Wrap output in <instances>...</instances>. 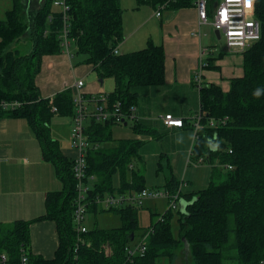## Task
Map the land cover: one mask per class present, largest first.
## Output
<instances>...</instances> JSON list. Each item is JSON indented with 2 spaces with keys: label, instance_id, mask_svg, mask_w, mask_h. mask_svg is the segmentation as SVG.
Listing matches in <instances>:
<instances>
[{
  "label": "trees",
  "instance_id": "1",
  "mask_svg": "<svg viewBox=\"0 0 264 264\" xmlns=\"http://www.w3.org/2000/svg\"><path fill=\"white\" fill-rule=\"evenodd\" d=\"M217 1L208 0L209 14ZM9 2L10 8L0 18V99L21 104L12 109L0 107V118L25 119L38 140L43 160L53 165L62 184L60 190L45 193L43 214L28 220L0 222V251L8 255L9 263L21 264L20 256L24 252L27 264H156L159 257L171 261L178 251L185 249L191 264H225L227 259L232 264L263 261L264 0H253L261 35L242 52V76L232 78L227 90L208 82L198 88L197 112L201 119L189 159L191 163L207 160L219 166H211L206 187L182 194L181 198L193 201L177 210V236L171 224L174 213L166 209L161 214L163 220L151 218L147 229L151 228L152 232L148 235L146 252L132 260L128 259L125 247L138 237L135 231L139 228V206L106 209L95 200L115 191L136 192L146 188L144 174L132 164L143 141L136 137L114 138L116 124L112 121L88 122L87 138L99 147L89 149L86 155L87 177H93L87 191L91 198L87 213L96 217L100 212H113L119 217L120 225L103 228L94 221L86 232L78 234L73 222L74 156L64 152L50 128L53 114L74 115L72 91L65 88L54 93L51 102L50 97H42L37 84L46 58L61 53L63 15L53 0H42L35 8L28 7L24 0ZM66 2L68 36L73 39L76 54L83 56V64L99 78L111 77L114 81L113 90L107 92L110 102L121 100L128 109L136 106L140 89L165 82V50L161 44L148 40L141 49L113 53L124 39L120 0ZM164 3L171 9L194 6L193 0H135V8L147 5L155 9ZM27 31L31 50L21 53L16 48L10 49L9 45ZM214 60L215 57L208 58L206 67L216 69ZM257 90L259 95L255 94ZM52 105L56 112L51 111ZM223 117L228 118L224 124L209 126L210 118ZM128 124L134 134L155 133L140 118L135 117ZM110 141H114L111 146H103ZM115 175L118 185L114 183ZM179 183L170 175L164 186L174 190ZM41 220L55 223L58 245L52 258L35 254L30 247V225Z\"/></svg>",
  "mask_w": 264,
  "mask_h": 264
},
{
  "label": "crops",
  "instance_id": "2",
  "mask_svg": "<svg viewBox=\"0 0 264 264\" xmlns=\"http://www.w3.org/2000/svg\"><path fill=\"white\" fill-rule=\"evenodd\" d=\"M41 2L42 0H24L28 7L34 8L40 6ZM124 2L126 4V8H122L124 39L118 46L119 53L141 49L148 40L161 44L165 50V82L140 89L138 98L142 91L150 97L158 95L162 97L163 94L171 93L174 94L173 99L176 103H179L174 106H159L158 109H153L155 113L151 115L152 102L149 101L147 104V110L144 104L138 103L137 99L136 114L155 132L144 133L148 135L147 139L159 140V150L155 153L166 157L167 163L168 161L183 163L185 158L187 164L194 141L193 115L199 109L198 89L194 85L195 74L198 71V52L201 47L213 46H203L201 43V28L204 25L198 28L199 33H197V11L194 6L178 9L165 7L160 10L159 15H156V8L147 5L135 8V2L132 0H124ZM195 31L196 35L193 34ZM215 31L214 29V34ZM216 38L222 37L216 36ZM220 54L221 56L217 58ZM210 57H215L214 65L217 68L210 70L207 67L203 68L202 82L214 83L227 90L232 78L242 76L241 52L226 50L208 58ZM50 58L52 59L53 56L46 58L45 62ZM66 58L62 53L61 61L64 62ZM84 90L87 95L102 93L92 82L90 86L85 83ZM167 100H170V96ZM146 110L148 112L144 113ZM166 114L186 119L187 122L183 123L182 127H167L162 120ZM117 130L123 135L126 133L122 128ZM135 135L129 136L127 132L125 138L136 137ZM166 138L169 140L168 143H165ZM37 141L25 119L0 118V222L28 220L43 214L45 193L60 190L62 187L61 181L55 175L53 165L43 160ZM148 147H150L149 143ZM63 150L72 155V150L69 148ZM187 184L183 186L186 188L185 193L197 189L193 182L187 181ZM30 238L33 253L40 254L44 258L53 257L58 245L54 222L50 220L33 222L30 225Z\"/></svg>",
  "mask_w": 264,
  "mask_h": 264
},
{
  "label": "built area",
  "instance_id": "3",
  "mask_svg": "<svg viewBox=\"0 0 264 264\" xmlns=\"http://www.w3.org/2000/svg\"><path fill=\"white\" fill-rule=\"evenodd\" d=\"M53 5L58 7L63 15V28L60 33L61 53L66 55L70 62L73 58V53L70 50L73 39L68 36L67 12L69 10V5L66 0H53ZM193 5L197 11V30L202 25H211L215 30L220 32L228 52L242 53L254 42L259 40L261 27L259 20L254 15L253 0H218L211 14H209L207 10L208 0H193ZM165 7H167L166 3L156 8L157 11L155 14L159 15L160 10ZM197 33H199V30ZM193 34L196 35V31L193 32ZM118 46L114 48V54H119ZM214 54L215 47L199 48L198 71L194 78V84L197 89L203 83L201 80V70L206 68L208 57ZM84 85L83 78H73L72 84L67 87L72 91V104L74 107V115L71 117L72 122L69 129V140L73 152L75 151L72 167L75 180L73 222L78 234L88 230V226L84 224V221L87 214V206L91 202V198L88 197L87 191L91 188V180L93 177H87L86 155L89 149H97L99 147L98 143H91L87 138L85 129L88 122L90 120H94L95 122L112 121L115 124H122L123 121L130 122L133 118H138L136 114L137 107L135 105L126 109L121 100L112 103L109 101L107 92L89 96L85 93ZM52 96H50L51 102ZM20 104L21 103L16 100L8 101L0 99V107L3 109L16 108ZM51 111L56 112L57 108L52 105ZM200 119V113L196 112L193 115L192 122L194 139L196 138V130L199 127ZM227 119V117L219 119L210 118L209 126L214 127L218 123L224 124ZM162 120L163 124L167 127L183 126L182 119L176 118L172 114L164 115ZM193 163L195 167L201 164L200 160ZM187 164H191L189 157ZM224 167L232 169V166L228 164H224ZM183 186V183H179L178 187L174 190H169L167 188L163 190L143 188L136 192H117L116 194H106L100 198H96L95 201L98 205L108 209L123 205L140 206L145 199L153 200L167 198L169 203L168 209L172 211L178 207L177 202L182 199ZM159 219L163 220V217L160 216ZM150 232H152L151 228L146 229L145 232L138 235L134 241L125 247L128 259L132 260L134 257H141L145 254L147 239ZM20 259L21 264H27V256L24 252H22ZM0 264H10L8 255L3 251H0ZM259 264H264V260L259 262Z\"/></svg>",
  "mask_w": 264,
  "mask_h": 264
},
{
  "label": "rangeland",
  "instance_id": "4",
  "mask_svg": "<svg viewBox=\"0 0 264 264\" xmlns=\"http://www.w3.org/2000/svg\"><path fill=\"white\" fill-rule=\"evenodd\" d=\"M10 0H0V18L2 17L5 10L10 8ZM135 2L134 0H132ZM121 8H126V4L124 0L120 3ZM55 8V7H53ZM201 43L203 46L212 45L215 47V53L217 52H226L225 44L223 38L217 39L214 34V29L211 25H204L201 28ZM29 33L28 31L25 32V35L20 37L17 41L12 42L9 45V48L18 49L21 53H28L31 50V42L28 40ZM71 52L73 53V58L71 59L70 63L68 59L61 61L62 53L58 55H54L53 58L48 59L46 62L43 63L42 68L37 76V84L40 88V94L42 97H50L54 93L69 87L73 82V76L76 78H83L84 82L87 86L91 85V82L94 83L97 88H99V92L106 93L113 89L114 82L111 77L99 78L97 73L93 70H90L85 64H83V56L76 54V48L72 44L70 47ZM127 53V52H126ZM210 70V69H208ZM100 79H102L100 81ZM146 92H141L138 103L144 104L147 107L149 101L152 102L153 106H150L151 115L155 113L153 109H158L159 106L169 105L174 106L178 105L176 100L173 99L174 94H163L158 95L156 97H150L146 95ZM170 96V100L168 101L167 98ZM184 98V96H183ZM149 107V108H150ZM148 110V109H147ZM144 111L147 113L148 111ZM137 113V111H136ZM156 116V115H155ZM71 117L69 116H60L58 114H53L50 120V128H51V135L53 138L59 141L60 147L64 148H71V143L68 136V131L71 127ZM27 123V122H26ZM130 123V122H129ZM122 128L128 132L129 136H134L130 125L124 124H116L113 126V135L114 138H125L126 133H121L117 129ZM32 131V130H31ZM33 133V132H32ZM136 138L143 141L141 147L138 150V155L132 158V164L138 167L141 172L144 174L145 177V184L146 188L151 189H159L163 190L166 187L164 186L166 183L167 178L172 175L175 178L178 177V181L183 183L184 185L187 184V181L193 182L197 189H201L207 186L210 176V168L211 166H219L217 162L210 164L207 160L195 167L194 163L186 164L185 158L183 163H171L170 161L166 160V157L161 158V154L158 155L157 150H159V140H148V135L146 134H136ZM194 137V135H193ZM165 143H168V138H166ZM114 141H110L108 143L103 144V146H111ZM148 143L149 146L148 147ZM175 143V141H174ZM38 150L41 153L40 145L37 141ZM154 150V152H153ZM75 152V151H74ZM72 150L73 156L75 155ZM156 155H158L156 157ZM187 155V154H186ZM158 163L161 164V167L158 166ZM184 180V182H181ZM187 180V181H186ZM118 176H114V183L118 185ZM157 187V188H156ZM185 187V186H184ZM183 187V188H184ZM182 192L185 193L186 188L183 189ZM115 194L117 191L114 192ZM183 199V198H182ZM182 200L177 202L178 207L171 212L174 213L171 224H172V231L175 236H177V229L178 224L176 222V215L177 210L180 207V203ZM167 198H158V199H145L142 201V205L138 207L137 214H138V221H139V228L136 229L135 234L139 235L143 233L148 226L150 225L152 220H157L161 214L168 209L169 203ZM168 205V206H167ZM151 209V210H150ZM157 214H152L154 212ZM151 214V217H150ZM152 218V220H151ZM96 221V225L98 227H116L120 225L119 217L114 214L113 212H100L94 217L92 213H87L85 216L84 224L88 227L93 225V222ZM186 250V249H185ZM178 251L174 258L170 261L167 257H159L156 264H191V257L186 250ZM225 264H232V260L227 259Z\"/></svg>",
  "mask_w": 264,
  "mask_h": 264
},
{
  "label": "water",
  "instance_id": "5",
  "mask_svg": "<svg viewBox=\"0 0 264 264\" xmlns=\"http://www.w3.org/2000/svg\"><path fill=\"white\" fill-rule=\"evenodd\" d=\"M215 35L218 37V38H221V35H220V32L218 30L215 31ZM102 79H100L101 81ZM123 124L124 125H127V121H123ZM181 203H180V209H183L188 203H192L193 200H190V201H187L186 199H181Z\"/></svg>",
  "mask_w": 264,
  "mask_h": 264
},
{
  "label": "clouds",
  "instance_id": "6",
  "mask_svg": "<svg viewBox=\"0 0 264 264\" xmlns=\"http://www.w3.org/2000/svg\"><path fill=\"white\" fill-rule=\"evenodd\" d=\"M256 95H259L260 93H259V90H257V92L255 93Z\"/></svg>",
  "mask_w": 264,
  "mask_h": 264
},
{
  "label": "bare ground",
  "instance_id": "7",
  "mask_svg": "<svg viewBox=\"0 0 264 264\" xmlns=\"http://www.w3.org/2000/svg\"><path fill=\"white\" fill-rule=\"evenodd\" d=\"M123 124V123H122ZM120 125V124H119ZM136 133V132H135ZM208 179V178H207ZM188 185V184H187ZM157 188V187H156ZM168 204V203H167ZM168 206V205H167ZM151 210V209H150ZM164 216V215H163ZM135 240V239H134Z\"/></svg>",
  "mask_w": 264,
  "mask_h": 264
},
{
  "label": "snow or ice",
  "instance_id": "8",
  "mask_svg": "<svg viewBox=\"0 0 264 264\" xmlns=\"http://www.w3.org/2000/svg\"><path fill=\"white\" fill-rule=\"evenodd\" d=\"M226 18V17H225Z\"/></svg>",
  "mask_w": 264,
  "mask_h": 264
}]
</instances>
